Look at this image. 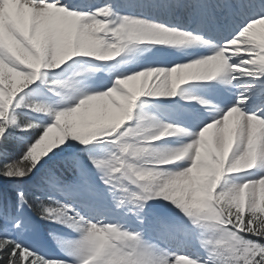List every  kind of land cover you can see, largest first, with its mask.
<instances>
[{"label": "snow or ice", "instance_id": "snow-or-ice-1", "mask_svg": "<svg viewBox=\"0 0 264 264\" xmlns=\"http://www.w3.org/2000/svg\"><path fill=\"white\" fill-rule=\"evenodd\" d=\"M0 264H264V0H0Z\"/></svg>", "mask_w": 264, "mask_h": 264}]
</instances>
